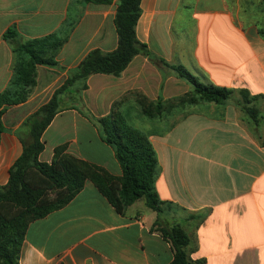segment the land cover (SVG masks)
Returning a JSON list of instances; mask_svg holds the SVG:
<instances>
[{
    "label": "crops",
    "instance_id": "obj_1",
    "mask_svg": "<svg viewBox=\"0 0 264 264\" xmlns=\"http://www.w3.org/2000/svg\"><path fill=\"white\" fill-rule=\"evenodd\" d=\"M111 1L0 0V93L13 62L3 40L7 28L15 26L22 40L55 32L67 38L59 68L38 67L31 96L2 117L0 187L22 154L26 120L90 51L115 50L118 0ZM135 34L150 57L136 55L118 77L93 74L85 89L66 91L67 104L42 134L39 161L50 164L54 150L66 145L67 155L120 177L114 150L95 122L118 105L156 152L164 218L191 234V258L264 264V122L249 123L231 101L181 103L191 86L171 68L181 66L205 84L264 96V0H141ZM141 100L162 103L159 116L146 118ZM259 105L261 116L264 102ZM134 118L137 125L128 122ZM156 216L142 199L117 212L86 180L66 205L28 224L17 264H169L172 250L153 229Z\"/></svg>",
    "mask_w": 264,
    "mask_h": 264
},
{
    "label": "trees",
    "instance_id": "obj_2",
    "mask_svg": "<svg viewBox=\"0 0 264 264\" xmlns=\"http://www.w3.org/2000/svg\"><path fill=\"white\" fill-rule=\"evenodd\" d=\"M85 3L110 4L111 0H82ZM141 0H118L114 25L117 46L111 52L90 51L80 63L68 71L67 79L51 99L42 105L25 122L29 128L28 138H21L22 154L9 170V179L0 187V264H17L21 244L28 224L43 218L50 212L66 205L83 188L86 180L119 213L137 200H144L147 207L156 213L153 229L170 244L173 258L169 264H206L204 259L193 260L194 242L185 228L178 223L166 222L165 203L157 193L155 182L158 176L156 152L148 136L130 126L118 105L110 113L95 119L101 139L114 150L121 167V176L114 177L105 170L90 165L65 153L66 145L54 150L50 164L40 162L43 151L42 134L55 114L62 108V95L69 89H85L87 78L93 74L118 77L136 55L149 56L145 45L135 34L140 16ZM13 54L11 76L6 88L0 93V135L4 130L2 117L13 106L23 104L31 96L40 66L59 68L57 56L67 38L55 32L41 38L22 40L17 29L9 27L3 34ZM155 63L169 66L162 59ZM177 75L191 86L180 102L195 104L198 101L225 104L234 103L244 118L254 125L264 122L263 95H251L246 89H229L202 83L181 66L171 67ZM81 97H79V101ZM142 114L148 119L159 116L162 103L139 102Z\"/></svg>",
    "mask_w": 264,
    "mask_h": 264
},
{
    "label": "rangeland",
    "instance_id": "obj_3",
    "mask_svg": "<svg viewBox=\"0 0 264 264\" xmlns=\"http://www.w3.org/2000/svg\"><path fill=\"white\" fill-rule=\"evenodd\" d=\"M66 104H67V102H64V101H63V97H62V105H61L62 108L65 107ZM130 120H131V122L128 121L130 124H132V125L136 124V125H137L139 119L137 120V118H134V119H130ZM185 230H186V229H185ZM188 230H189V229H188ZM186 231H187V230H186ZM190 231H192V230H190ZM187 233H188V231H187ZM188 234H189V233H188ZM189 235L191 236V234H189Z\"/></svg>",
    "mask_w": 264,
    "mask_h": 264
}]
</instances>
